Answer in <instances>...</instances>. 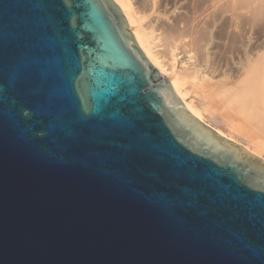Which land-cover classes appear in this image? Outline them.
Listing matches in <instances>:
<instances>
[{
    "label": "water",
    "instance_id": "obj_1",
    "mask_svg": "<svg viewBox=\"0 0 264 264\" xmlns=\"http://www.w3.org/2000/svg\"><path fill=\"white\" fill-rule=\"evenodd\" d=\"M0 264H264V160L114 0H0Z\"/></svg>",
    "mask_w": 264,
    "mask_h": 264
},
{
    "label": "bare ground",
    "instance_id": "obj_2",
    "mask_svg": "<svg viewBox=\"0 0 264 264\" xmlns=\"http://www.w3.org/2000/svg\"><path fill=\"white\" fill-rule=\"evenodd\" d=\"M114 1L184 107L202 120L189 82L199 99L218 98L264 158V0Z\"/></svg>",
    "mask_w": 264,
    "mask_h": 264
},
{
    "label": "rangeland",
    "instance_id": "obj_3",
    "mask_svg": "<svg viewBox=\"0 0 264 264\" xmlns=\"http://www.w3.org/2000/svg\"><path fill=\"white\" fill-rule=\"evenodd\" d=\"M164 77L169 79V75H166ZM187 89L189 90V96L191 94V97L196 99L195 105L202 114V120H200V122L203 125L213 129L216 132V129L221 130L225 133V135L223 136L226 139L237 143L248 154L264 160V158L252 152L251 147H254L256 137L255 135H244L245 130L239 122L240 119L238 115L234 113H227V111L222 109V107L220 106V102L216 97L210 99H199L197 95L194 94L196 90H194L190 82L187 84Z\"/></svg>",
    "mask_w": 264,
    "mask_h": 264
},
{
    "label": "snow or ice",
    "instance_id": "obj_4",
    "mask_svg": "<svg viewBox=\"0 0 264 264\" xmlns=\"http://www.w3.org/2000/svg\"><path fill=\"white\" fill-rule=\"evenodd\" d=\"M25 115H27V113H25Z\"/></svg>",
    "mask_w": 264,
    "mask_h": 264
}]
</instances>
